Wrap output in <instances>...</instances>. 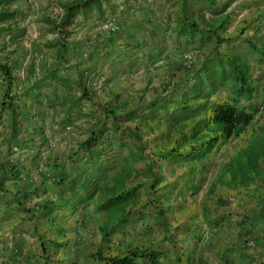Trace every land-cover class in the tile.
<instances>
[{
  "label": "crops",
  "instance_id": "obj_1",
  "mask_svg": "<svg viewBox=\"0 0 264 264\" xmlns=\"http://www.w3.org/2000/svg\"><path fill=\"white\" fill-rule=\"evenodd\" d=\"M175 1L113 0L112 10L103 16L75 19L62 52L57 51L59 35L42 24H19L1 41L11 81L0 71V264H73L72 256L81 257L74 264H87L82 259L83 252L90 251L87 236L62 234L63 220L78 229L82 223L83 229L88 223L98 224V239L104 243L112 235L101 231V225L109 230L125 218L124 227L135 223L143 188L135 179L129 187L142 185L127 213H97L98 190L79 210L71 209L96 187L108 192L114 175L125 166L137 177L150 170V163L143 172L133 167V161L141 159L130 148L144 130V137L152 134L147 108L164 88L157 89L153 99L143 97L150 89L153 65L173 63L175 55L189 47H183L184 41L174 34L180 13ZM108 21L118 26L117 32L102 30ZM141 72L145 82L135 89L137 98H126L120 82ZM171 86L167 84V91ZM112 110L116 114L136 111V116L112 133ZM103 131L95 147L99 161L94 164L81 144L92 133ZM124 147L126 154L113 152ZM234 172L215 171L206 182L204 175L200 191L204 203L196 219L183 224L182 236H164L165 250L139 248L160 251L161 264H264V182L239 183ZM190 177L184 180L186 187H193L192 180L199 176ZM73 182L85 186L84 191L75 188V197L71 196ZM93 213L99 218L96 222ZM175 237L181 238L179 248Z\"/></svg>",
  "mask_w": 264,
  "mask_h": 264
},
{
  "label": "rangeland",
  "instance_id": "obj_2",
  "mask_svg": "<svg viewBox=\"0 0 264 264\" xmlns=\"http://www.w3.org/2000/svg\"><path fill=\"white\" fill-rule=\"evenodd\" d=\"M66 1L69 0H18L16 4L18 3L17 6L19 8H24L22 11L25 14L20 19L19 24H29L28 26L36 24L41 25L40 18L44 16L55 19L61 13L59 4L65 3ZM175 7L178 8L177 5H175ZM227 12L231 14V22L227 28L226 35L234 37L239 34V37L232 43L235 48V53H244L240 43L242 39L248 36L253 37L254 42L255 40H264V0H237L227 9ZM176 13L177 11L174 12L173 16H175ZM204 14L205 18L213 17L210 12H205ZM74 24H76L75 21ZM42 25L45 26V24ZM71 30L72 28L70 31ZM240 31L243 32L240 33ZM168 45L170 47L172 43L168 41ZM182 45L183 47L189 46L184 43ZM202 52L199 51L198 48L189 46L185 49V52L175 55L176 58L173 60V63H166V65H164L165 63L163 64L159 61L157 64L153 65L150 89L147 88L143 97H146L148 100L151 98L153 99L158 94L157 89H161V86L166 88L167 84H170L174 85V87L172 88L171 86L169 91H167V94L171 95L169 99L179 100L183 93L182 87L174 88L179 83V80L184 81L191 78L196 72L203 60ZM204 53L206 54L207 52L205 51ZM188 56L191 58L189 59ZM246 62L251 66L252 75L260 94L252 102V105L255 106L256 114L251 126L247 128L246 132L239 138L232 139L222 146H216L213 152L209 153L202 161H192L187 154L191 152L192 148L196 147V143L194 140H188V138H186L187 141L185 137H191L193 132L199 131L200 134L198 138H202L204 132L207 133V137H203L200 143L204 144L210 139V135H208L209 131L204 130L203 132L202 127V122L209 115V109L208 106L205 105L204 97L195 102H189V110H185L184 105H182L183 109H180V112L174 115V117H171V110H168L158 119L152 121L151 136L144 137L146 130L142 132L141 141L143 143L147 142L146 148L144 149V158L135 160L133 163L131 162L133 167L139 170L138 172H143L147 163L151 164L149 171L138 174V177L135 179L136 182H141L143 184L141 197L135 209V212H137L134 215L135 223L125 226L122 233L112 235V237L104 243L98 239V224L94 223V226H92L88 223L86 228L83 229L82 225L84 224L82 223L78 229V226L76 227L69 224L67 219L63 220L65 224L61 225L63 229V231H61L62 234L72 232L78 239L87 236L86 241L89 243L87 248H89L88 250L90 251L88 253L83 252L82 257L83 260L87 261V264H96L97 261L93 257H96L99 252L103 255H114L127 248L139 247H155L165 250L166 243L164 236H182L181 231H183V224L186 221L196 219L198 209L201 208L204 203L202 195L200 196V191L204 184V175H206V182L208 178L212 177L211 174H213V172L227 169L231 166L230 169L235 170L233 177L236 178L239 183H242L248 175L243 171H239V168L241 162L244 164L247 162L252 165L255 164L254 167L251 168V170H253L251 176L257 179V181L262 180V182H264V161L261 160V158L257 161L254 159L249 161L243 153L249 148L248 145L252 142V139L259 136V128L264 127V99L262 93H260L264 86V63L255 64L253 59H247ZM143 78H145V75L141 72L134 74L130 80L124 78L123 80L125 81L120 82L122 85L120 88L126 94V98L132 97L133 100L137 98H134L137 95L134 94L136 92L135 89L143 86L145 82ZM171 92H173V94ZM229 96L227 90L219 91L218 94L210 98V101L213 103H222L227 101ZM193 103L196 106H194ZM197 103H200L204 108L206 106V109L193 114L191 109L193 106H199ZM165 114L167 116H163ZM65 129L68 130L69 128L66 127ZM176 143H178V150L182 156L180 159L175 163H169L159 159L160 154L169 153L171 148H177ZM113 152L120 155L122 153L126 154L128 150L125 147L117 150L114 148ZM256 166H258L259 172L255 171ZM193 173L199 177H195L196 179L192 180V182H194L193 187H186L184 185V180H187L188 177L192 178L190 176H192ZM132 183L133 180L128 182L129 185ZM108 195L111 196V193ZM102 200L103 195L99 193L97 199L94 201L99 203ZM89 210H91V208H89ZM93 217V221L96 222V220H99L94 213ZM74 228H77V230H74ZM170 232H172V234H170ZM90 239L93 240V245H91ZM180 239L181 238H176L177 241H174L178 248V240ZM94 240L97 241L95 242ZM90 255H92V257H89ZM69 259L70 262L74 264V262L81 259V257L74 258L72 256Z\"/></svg>",
  "mask_w": 264,
  "mask_h": 264
},
{
  "label": "trees",
  "instance_id": "obj_3",
  "mask_svg": "<svg viewBox=\"0 0 264 264\" xmlns=\"http://www.w3.org/2000/svg\"><path fill=\"white\" fill-rule=\"evenodd\" d=\"M112 1L69 0L59 4L61 13L57 18L54 19L44 16L40 18V22L45 24L49 28V31H55L59 35L56 43L59 46L57 51L62 52L71 34L70 29L73 27L75 19L78 16H87L90 14L101 17L106 11L112 10ZM236 1L177 0L174 3L180 9L179 16L175 22L174 34L189 46L198 48L201 52L203 51V60L191 78L178 84L183 90L179 100L169 99L171 97L170 94L164 96L163 94L167 92V89L164 87L161 90L162 93L158 95V99L153 100L148 105L146 118L155 121L168 110H171V117H174V115L180 112V109H183L182 105H184L185 110H189L190 103L204 97L205 105L209 109V115L202 122V127L203 132L204 130L209 131L208 135H210V139L204 144L200 143L203 137H207V133L204 132V136L202 138L199 137L201 139L198 140L199 131L193 132L191 137H185V139L194 140L196 143V147L192 148L191 152L187 154L192 161L200 162L209 153L213 152L216 146H222L232 139L239 138L251 126L256 114V109L252 105V102L260 94L252 75L251 66L246 60L253 59L255 64L264 63V40H255L254 42L253 37L248 36L242 39L240 43L244 53H235V48L232 43L239 37V34L230 37L226 35V31L231 22V14L227 12V9ZM16 2L17 0H0V71L8 82L11 81V70L7 62L4 61L5 59L1 56L3 52L1 41L7 35L13 34L14 28L19 25L20 19L25 15L16 5ZM205 12H210L213 17L205 18ZM205 51L207 52L206 54L204 53ZM223 90H227L230 95L227 101L222 103H213L210 101V98ZM171 93L173 94V92ZM260 93H262L264 99V86ZM197 104L199 106L194 107L196 105L193 103L194 106L191 109L193 114L206 109V106L204 108L200 103ZM110 114H112L114 122L110 131L115 133L118 132L120 123L129 122L136 116V111L116 114L112 110ZM163 116L167 115L165 114ZM101 132L92 133L81 144L83 150L89 153V159L94 164L99 161L97 159L99 155L98 150L95 149L97 141L103 138L105 135L104 132L106 131ZM258 133L259 136L254 137L248 145V152L247 150L243 152L249 161L252 159L257 161L260 158L264 161V127L259 128ZM177 145L178 143H176ZM145 148L146 144H141V139H136L130 149H134L138 157L142 159ZM181 157L178 146L177 148H171L169 153L159 155V159L169 163H175ZM250 164L241 162L239 171H243L248 175L246 177L247 180H254V177L251 176V172L253 171L251 168L255 164ZM230 167L228 168L230 169ZM255 171L259 172L258 166H256ZM136 178V173L125 166L114 175L113 185L108 188V192L96 187L93 192H86L83 198L80 197V201L71 210L73 212L77 209L79 210L80 206L82 207L87 201L95 197L98 190L103 195V200L95 207L97 213L124 212L127 207L137 200L138 190L142 184L132 187H129L128 184L130 180ZM74 184L75 182H73V186ZM77 184H79L80 188L75 184L71 191L72 197L76 196V187L81 191L85 190V186L82 183ZM110 193L111 196L108 195ZM126 220V218L120 219V222L112 228L110 227L109 230L107 225H101L100 230L108 231L105 233L107 235H113L124 227L123 225ZM161 254L160 251L152 248H130L114 255H103L99 252L93 258L100 264H161Z\"/></svg>",
  "mask_w": 264,
  "mask_h": 264
},
{
  "label": "built area",
  "instance_id": "obj_4",
  "mask_svg": "<svg viewBox=\"0 0 264 264\" xmlns=\"http://www.w3.org/2000/svg\"><path fill=\"white\" fill-rule=\"evenodd\" d=\"M102 30L106 31L107 33H113V32H117L118 31V26L115 25L113 22L108 21L106 23H104L101 26ZM188 58L190 59L191 57L188 56ZM249 246H254V242L252 240L247 242Z\"/></svg>",
  "mask_w": 264,
  "mask_h": 264
}]
</instances>
